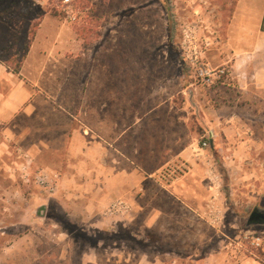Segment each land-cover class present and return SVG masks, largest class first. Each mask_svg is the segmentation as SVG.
Returning <instances> with one entry per match:
<instances>
[{"label": "rangeland", "instance_id": "rangeland-1", "mask_svg": "<svg viewBox=\"0 0 264 264\" xmlns=\"http://www.w3.org/2000/svg\"><path fill=\"white\" fill-rule=\"evenodd\" d=\"M60 1L0 0L17 29L1 56L16 67L41 19L56 17L82 48L58 97L74 126L109 144L118 168H163L177 185L146 213L95 227L1 175L0 264H264V224L247 222L264 209V112L240 108L247 122L230 133L208 126L243 102L234 49L218 43L237 0H74L75 21Z\"/></svg>", "mask_w": 264, "mask_h": 264}, {"label": "crops", "instance_id": "crops-1", "mask_svg": "<svg viewBox=\"0 0 264 264\" xmlns=\"http://www.w3.org/2000/svg\"><path fill=\"white\" fill-rule=\"evenodd\" d=\"M264 0H237L234 13L225 19L222 46L233 50V77L243 102L234 108V115L212 124L224 126L230 133L232 121L247 122L240 108L257 112L256 121L264 112ZM17 29L0 15V176H8L12 162L11 148L21 145L31 151L36 166L43 163L61 175L58 190L44 196L71 216L90 218L92 225L112 226L125 215H110V205L122 198L135 215L146 213L149 201L159 195V188L172 190L176 180L168 183L161 177L163 168L147 172L139 166L117 167L110 157V146L95 136H87L77 127L67 109L58 102L62 76L82 48L75 44L67 26L47 14L34 32L30 48L16 72L1 56L13 40ZM75 56L69 57L68 53ZM220 58V57H219ZM222 58V57H221ZM257 110V111H256ZM231 135V134H228ZM95 137V138H94ZM182 156H189L186 149ZM167 186V187H166ZM37 187V186H36ZM35 202L31 201L29 206ZM157 210V209H156ZM157 211L152 210V216ZM119 217V218H118ZM243 264H263L255 260Z\"/></svg>", "mask_w": 264, "mask_h": 264}, {"label": "built area", "instance_id": "built-area-1", "mask_svg": "<svg viewBox=\"0 0 264 264\" xmlns=\"http://www.w3.org/2000/svg\"><path fill=\"white\" fill-rule=\"evenodd\" d=\"M60 2L64 12H66V17L71 21H75L78 15L74 8V0H61ZM206 73L209 77L213 74H217L220 77L226 74V68L214 71L206 69ZM207 146H209V143L204 141L203 147ZM10 156L12 157V162L9 165L8 172L15 181L27 185L34 184L50 194L58 190L61 180L60 173L52 168L36 166V160L31 151L21 145L14 144L11 148ZM107 212L110 215H127L131 212V206L119 197L110 205Z\"/></svg>", "mask_w": 264, "mask_h": 264}, {"label": "trees", "instance_id": "trees-1", "mask_svg": "<svg viewBox=\"0 0 264 264\" xmlns=\"http://www.w3.org/2000/svg\"><path fill=\"white\" fill-rule=\"evenodd\" d=\"M262 30L264 31V21H263V24H262ZM35 31H36V29L34 30V32ZM34 32H33V34H34ZM29 48H30V42L26 45V47L24 49V54L22 55L21 59L26 56ZM21 59H16V62H15L16 63V67H14V68L12 67L16 72H18L20 70V67H21Z\"/></svg>", "mask_w": 264, "mask_h": 264}, {"label": "flooded vegetation", "instance_id": "flooded-vegetation-1", "mask_svg": "<svg viewBox=\"0 0 264 264\" xmlns=\"http://www.w3.org/2000/svg\"><path fill=\"white\" fill-rule=\"evenodd\" d=\"M254 210H258L259 212L264 214V209L261 208H255ZM253 210V211H254ZM252 211V212H253ZM251 215V214H250ZM249 224H264V218L263 217H255L252 221H247Z\"/></svg>", "mask_w": 264, "mask_h": 264}, {"label": "water", "instance_id": "water-1", "mask_svg": "<svg viewBox=\"0 0 264 264\" xmlns=\"http://www.w3.org/2000/svg\"><path fill=\"white\" fill-rule=\"evenodd\" d=\"M255 217H263L264 218V214L259 212L258 210H254L249 217V221H252Z\"/></svg>", "mask_w": 264, "mask_h": 264}]
</instances>
